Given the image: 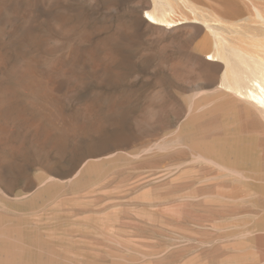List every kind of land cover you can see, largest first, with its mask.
I'll list each match as a JSON object with an SVG mask.
<instances>
[{
  "label": "rangeland",
  "instance_id": "374dc122",
  "mask_svg": "<svg viewBox=\"0 0 264 264\" xmlns=\"http://www.w3.org/2000/svg\"><path fill=\"white\" fill-rule=\"evenodd\" d=\"M187 1L0 0V264H264V119Z\"/></svg>",
  "mask_w": 264,
  "mask_h": 264
},
{
  "label": "bare ground",
  "instance_id": "6f19581e",
  "mask_svg": "<svg viewBox=\"0 0 264 264\" xmlns=\"http://www.w3.org/2000/svg\"><path fill=\"white\" fill-rule=\"evenodd\" d=\"M221 2L222 16L214 14L215 16L212 15L209 19H207L208 17L202 18L203 25L206 26L211 38L212 51L210 56L221 61V64L220 62L219 64H208L213 67L216 66L217 72H221L222 90L253 106L264 119V0H221ZM240 2L243 3L244 10L249 15L245 16L244 19L242 16L245 14L242 15L243 7H241ZM182 4L186 8L190 7L187 0H152V9L146 12L149 17L145 20L153 25L168 29L191 19L200 20L201 17L193 9H191L193 14L190 15L191 18L183 15L185 12H179V6ZM209 144L211 143H208V148ZM213 146L215 150V145ZM213 154H211L212 159L202 155L198 158L215 164L231 174L244 176L243 172L230 169L225 163L213 159Z\"/></svg>",
  "mask_w": 264,
  "mask_h": 264
}]
</instances>
